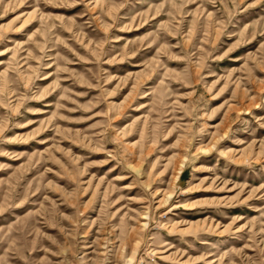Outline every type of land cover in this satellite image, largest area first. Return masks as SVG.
<instances>
[{"label": "rangeland", "instance_id": "374dc122", "mask_svg": "<svg viewBox=\"0 0 264 264\" xmlns=\"http://www.w3.org/2000/svg\"><path fill=\"white\" fill-rule=\"evenodd\" d=\"M0 264H264V0H0Z\"/></svg>", "mask_w": 264, "mask_h": 264}]
</instances>
